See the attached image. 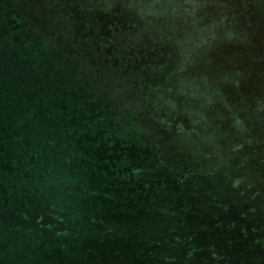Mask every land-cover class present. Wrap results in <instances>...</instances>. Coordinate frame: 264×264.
Returning a JSON list of instances; mask_svg holds the SVG:
<instances>
[{
  "label": "water",
  "instance_id": "obj_1",
  "mask_svg": "<svg viewBox=\"0 0 264 264\" xmlns=\"http://www.w3.org/2000/svg\"><path fill=\"white\" fill-rule=\"evenodd\" d=\"M0 264H264V0H0Z\"/></svg>",
  "mask_w": 264,
  "mask_h": 264
}]
</instances>
